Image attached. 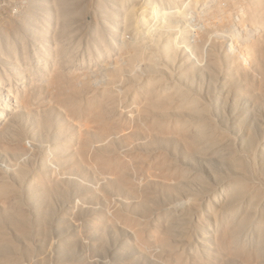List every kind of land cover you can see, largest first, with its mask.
<instances>
[{
	"label": "rangeland",
	"instance_id": "374dc122",
	"mask_svg": "<svg viewBox=\"0 0 264 264\" xmlns=\"http://www.w3.org/2000/svg\"><path fill=\"white\" fill-rule=\"evenodd\" d=\"M46 1L43 2L45 5L37 8L36 0H0V28L6 23V27H3L5 29L1 28L0 31L2 32L0 44L4 41H13L15 45L19 38L26 36L21 28L13 27L11 22L16 26L21 18L26 17L27 19V15L31 14L34 18H38L36 19L38 21H35L37 27L44 30L48 39L44 40V44H48L43 45V48L38 44V49L39 51L42 49V54L41 51L39 55L36 54L38 60L42 59L40 67L43 66L37 69L34 67L35 63L31 61L33 68L37 69L31 68V70L34 74L38 73L36 74L38 77L34 76L37 78L33 80V88L30 84L27 85L26 79H23L24 82L17 81L20 77L19 73L14 75L6 70V67L4 71L0 65V72H6V76L12 74L11 80H7L8 83L12 81L13 85L19 82L18 86L16 84L17 88L21 87L20 91L25 90L24 92L27 93L34 89L28 93V96L29 94L34 96L31 97V101L34 99L33 103L37 102L35 105H39V102L43 100L38 106L43 108H41L42 111L40 109L41 112L39 109L32 113L26 110L15 112L12 120L6 121V127H0V251L4 250L0 252V264H10L3 259L9 258L10 262L11 256H13L11 257L13 264H264V240L261 237L262 229H260L261 222L264 221V0H128L125 6H122L121 1L118 0H82L86 1L84 3L80 0L74 2L72 0ZM70 1L73 2L71 7ZM64 3H67L65 10L68 9L66 11L72 14L71 16L66 11L63 16L60 15L61 12H57L60 7L64 8ZM74 5L75 9L81 11L84 8L85 12L82 10L81 15L74 11L71 12ZM45 7H51V10L46 11ZM43 10L49 15L44 16ZM58 13L60 16L55 15ZM47 15L51 16L49 17L51 19L54 18V21ZM56 16H58L57 19ZM68 17H73L76 21L80 17L78 20L80 23L73 18L69 20ZM64 21H70V23L67 22L69 24L65 25ZM124 21L127 23L125 26ZM45 22L48 27L44 25ZM61 23L63 28H61ZM50 26H52L51 30ZM13 28L16 29V33L15 29L14 32L12 31ZM4 30L8 34H5ZM16 35L18 39L15 40ZM157 36L158 40L159 37L161 38L159 41L156 40ZM156 44H160L158 46L162 48L158 49ZM130 47H132L131 50ZM17 48L16 46L15 49ZM136 49L142 54L140 58L132 59ZM155 49L159 52H155ZM32 50L34 53V49ZM122 50L126 52L123 53ZM43 54L46 55L44 58H42ZM57 57H61V61L65 63L59 62L60 59ZM36 58L33 61L38 62ZM52 61L59 63L60 66L55 63L58 65L56 66ZM66 61L71 62L68 64L69 67ZM152 61L157 64H153ZM45 62L47 65L44 64ZM62 66L67 69V72L66 69L62 71L64 69L60 68ZM55 68H57L56 71ZM59 69L65 73L69 71L67 77L70 80L67 79L74 81L67 82L63 89L69 86L71 89L74 83L75 89H71V92L76 91L75 94H77L82 91L81 95L80 92L78 93V99H75L80 102L77 103L78 109L76 107L74 110L71 109L72 113L65 106L60 107L62 104L60 99H58L60 104L54 102L58 98L55 97L58 90L53 91L52 89L51 92V88H48L51 76H55ZM78 69L84 71H78ZM71 73L73 77L70 76ZM139 76L140 83L138 84ZM144 76L146 78L149 76L148 80ZM118 77L120 80L115 81ZM153 77L154 80H152ZM155 77L158 79L156 80ZM159 79L166 80V85H161ZM35 80H38V86ZM150 80L152 83L153 81L160 83L152 85L156 90L158 86L159 95L153 87V89L149 88L151 87ZM81 81H84L83 85L87 83L83 88ZM142 82L147 84L142 85ZM104 87L107 92L103 90ZM159 87H162L161 91ZM143 89L149 93L154 91L155 95L150 96L151 94ZM149 89L152 91L150 92ZM68 91L65 90L66 93ZM115 91L118 93L116 94ZM176 91L183 92L187 98L182 93L180 95L186 100L183 101L182 97L177 96ZM193 92L195 94H192ZM53 93L56 94L52 97ZM102 93L109 95L108 97L112 99L115 97L114 99L118 102L115 100L113 102L111 99L112 102H108L109 99L106 100L103 96L108 97ZM75 94L73 96H76ZM36 95H41V97L37 96L40 99ZM94 95L98 96L97 99L103 98H100L102 102L107 101L103 106H107L105 109L109 108V111L106 112L103 108L104 113L100 114L101 119L88 110L90 116L87 109L83 108L88 106L91 100L97 101ZM135 96L140 98L137 99ZM190 98H194L191 102L198 100L200 103H194L195 107L193 104L189 106ZM153 101L155 104L152 103ZM185 101L190 103H187L189 109L184 104ZM46 102L53 107L47 113L43 112L47 106ZM156 104L158 105L154 106ZM181 104L187 107L186 113L182 111L185 108ZM198 104L200 107L204 105L199 109V106L196 107ZM149 105L156 108L151 106L152 109ZM178 105L183 106L182 109L178 108ZM204 106L207 108V113H204ZM81 107L84 110L81 111ZM159 107L163 110H156L160 109ZM115 108L119 112L115 113ZM190 109H193L195 114L193 110L189 111ZM199 110L203 113H199ZM156 111L161 114L157 115ZM75 112L77 115L74 114ZM69 113L72 114L70 117ZM45 116L48 117V122L44 121ZM155 116L157 120L154 119ZM194 116L197 117L194 118ZM88 117L92 123L89 122ZM108 117L109 121L111 118L115 119V121L114 119L110 121L113 125L112 129ZM178 117L181 118V122H187V126L189 119H192L190 120L192 123L189 121L190 124H195L192 128H186L187 133L193 130L197 132L196 129L200 127L197 133L200 132V136L203 137H200L201 141L198 139L196 146H203L196 147L194 144L193 148H191L192 145L189 146V140L186 141L187 137H183L185 132L182 133L186 126L183 125L184 128L181 131L182 125L179 127L180 124H177L180 122H178ZM74 118L78 119V125ZM51 120V124H48ZM204 120L207 121L206 123L212 121L213 128L216 126V132L215 128L212 129L214 131L212 133L211 128L208 131V128L204 126L206 134L201 125V123L205 124ZM86 121L85 129L83 123ZM96 121L101 125L103 123L102 126L105 128L108 125L109 130L107 131L106 128L105 131L99 123L98 127L97 123L94 126ZM160 122L164 126L169 123L170 125L167 126L170 129L174 128L172 130L163 128V131L164 129L169 130L163 132L162 128L161 130L159 128L164 127ZM176 126L179 127L181 133L177 132L179 130H176ZM21 132L23 138L20 139ZM14 134L16 137H12ZM13 142L16 145L19 142L18 147ZM91 154H94V157ZM109 155L111 159L108 158ZM97 156H101V159H97ZM164 158L165 161H163ZM243 164L245 167L242 166ZM260 174L262 176L259 177ZM234 181L235 183L247 182L248 186L245 188L247 186L243 183V189L246 191H243L245 194L238 202L233 200L232 194L233 197L230 196V193H233L231 189L234 188ZM250 184L252 188H249ZM256 192L259 197L254 194ZM258 200L262 201H260L261 205ZM252 210L255 213L252 214ZM227 214H229L228 218ZM246 215H250L247 220ZM235 217L239 220L236 221ZM21 220L25 224H22ZM245 224L248 226L245 227ZM251 224L253 226H250ZM241 226L243 228H240ZM26 229L30 230L29 233ZM237 229L239 233H242L240 239H242L241 244L244 241V246H240L241 248L238 246V254L236 252L234 254L231 251L232 239ZM6 249L10 252L13 249L12 254L9 251L6 253ZM2 253L6 256L4 257ZM7 254H9L8 257Z\"/></svg>",
	"mask_w": 264,
	"mask_h": 264
},
{
	"label": "bare ground",
	"instance_id": "6f19581e",
	"mask_svg": "<svg viewBox=\"0 0 264 264\" xmlns=\"http://www.w3.org/2000/svg\"><path fill=\"white\" fill-rule=\"evenodd\" d=\"M36 1L38 2V7H37V8H41V5H43L45 2H47L46 0H45V1H44V0H36ZM68 1H69V0H68ZM72 1L74 2L75 0H72ZM72 1H70V7H71V4L73 3ZM77 1H78V0H77ZM80 1H82V0H80ZM116 1H117V0H116ZM118 1H121L120 3L122 4V6H125V5L127 4V2H128V0H118ZM43 2H44V3H43ZM49 2H50V1H49ZM52 2H53V1H52ZM52 2H51V3H52ZM82 2H83V1H82ZM82 2H81V3H82ZM84 2H86V1H84ZM84 2H83V3H84ZM66 4H67V3H64V4H63V5H64V8H63V7H60V8L58 7L59 10L56 9V11L58 10L57 12H59V13L61 12V13H60L61 16H63V14L65 13V11L68 10V9L65 10ZM74 4H75V3H74ZM78 4H79V3H78ZM44 5H45V4H44ZM50 5H51V4H49V6H50ZM68 5H69V4H68ZM76 5H77V3H76ZM119 5H120V4H119ZM80 6H81V5H80ZM84 6H85V4H84ZM84 6H83V7H84ZM120 6H121V5H120ZM46 7H47V6H46ZM46 7H45V8H46ZM70 7H69V8H70ZM75 7H76L75 5H74V7H72L73 10H71V12L74 11V13L76 12V14H78V13L80 14V12H81L82 10L84 11V8H83V7H82V8H83L82 10L79 8L81 11L75 9ZM85 7H86V6H85ZM87 7H88V6H87ZM45 8H42V9H45ZM50 8H51V7H50ZM50 8L48 7V8H46L45 10L47 11V10L50 9ZM67 8H68V7H67ZM123 8H125V7H123ZM50 10H51V9H50ZM41 11H42V10H41ZM43 11H44V10H43ZM46 11L42 12V13H45L44 16H46V14H48ZM90 11H92V10H90ZM51 12H52V11H51ZM51 12H50V13H51ZM84 12H85V11H84ZM37 13L39 14V12H37ZM55 13H56V12H55ZM59 13H58V14H55V15L60 16ZM66 13H67V11H66ZM69 13H70V11H69ZM38 14H37V15H38ZM67 14H68V13H67ZM67 14H65L66 17H67ZM79 14H78V15H79ZM81 14H82V13H81ZM81 14H80V15H81ZM128 14H129V13H128ZM48 15H49V14H48ZM48 15H47V17H48ZM68 15H70V14H68ZM71 15H72V14H71ZM71 15H70V16H71ZM116 15H117V14H116ZM27 16H28V17H27L28 20L26 19V17L24 18L25 20L21 18L22 21L20 20L19 24H17L16 26H15V23L11 22V25H14L13 27L18 28V29L21 28V29L26 33V36L22 37L21 39L19 38V40H17L18 42H16L15 45L13 44V41H12V42H7V41L5 42V41H4V43L2 42V44H0V63H1L0 65H2L1 67H2V69H4V71L8 70L9 72H11V73L14 74V75H17V74L19 73L20 77H23V76L26 77V78H20V77H18V78H17V81H20V82H21V81H23V79H26L25 82H27V85L29 86V84H30V85H31L30 87L33 88V86H34V81H33V80H34L35 78L38 77V75H36V74H38V73H36V71H35L36 74H34V71H32L31 68H32L33 70H37L38 68H41V67L43 66V65H42V66L40 67V63L42 64V59H39V60H38V56H37V55L40 54L39 52L42 50V49H40V51H39V49H38V44H39V47L42 45L41 48H43V45L45 46L46 44H48V43H46V42H45L46 44H44V40L47 41L48 39H47V36L45 35V33L43 32L44 30H43V29L40 30V28L37 27V23H36L35 21H38V20H36V19H38V18H36V17L34 18L32 14L30 15V16H32V17H30L29 15H27ZM35 16H36V15H35ZM58 16H56V19H57ZM82 16H83V15H82ZM108 16H110V14H109ZM113 16H115V15H113ZM42 17H43V16H42ZM49 17H51V16H49ZM49 17H48V18H49ZM73 17L76 18L77 16H73ZM73 17H70V18H73ZM126 17H127V16H126ZM126 17H124V18H126ZM6 18H7V17H6ZM44 18H45V17H44ZM61 18H62V17H61ZM61 18H60V19H61ZM68 18H69V17H68ZM70 18H69V20H70ZM127 18H128V17H127ZM41 19H42V18H41ZM49 19H51V18H49ZM49 19H48V22H49ZM53 19H54V18H53ZM53 19H51V20H53ZM65 19H66V18H65ZM65 19H64V20H65ZM73 19H74V18H73ZM77 19H78V18H77ZM118 19H119V18H118ZM9 20H10V19H9ZM30 20H32V21H30ZM74 20H75V19H74ZM74 20H73V21H74ZM78 20H80V17H79ZM78 20H77V21L75 20V21L78 23V22H79ZM82 20H83V19H82ZM124 20L126 21V19H124ZM5 21L8 23L7 20H5ZM12 21H13V20H12ZM40 21H41V20H40ZM42 21H43V20H42ZM45 21H46V20H45ZM53 21H54V20H53ZM59 21H61V20H59ZM59 21H56V22L59 23ZM62 21H63V20H62ZM62 21H61V22H62ZM73 21H72V22H73ZM125 21H124V26L127 24V23H125ZM1 22H2V21H1ZM64 22H65V21H64ZM67 22L70 23V21H67ZM67 22H65V25H66ZM2 23H3V22H2ZM4 23H5V22H4ZM12 23H13V24H12ZM17 23H18V22H17ZM38 23H39V22H38ZM51 23H53V22H51ZM51 23H49V24L51 25ZM69 23H67V24H69ZM79 23H80V22H79ZM8 24L10 25V23H8ZM46 24H47V23L45 22L44 25L47 26L48 24H47V25H46ZM81 24H82V23H81ZM119 24H120V23H119ZM39 25H40V24H39ZM41 25H42V24H41ZM44 25H43V26H44ZM55 25H56V24H55ZM129 25H130V24H129ZM0 26H1V25H0ZM4 26L6 27V23H5ZM4 26H3V27H4ZM43 26H42V28H43ZM45 26H44V28H46ZM52 26H53V25H52ZM52 26L49 27L50 30H51V27H52ZM122 26H123V25H122ZM3 27H1V28H2V29H5V28H3ZM40 27H41V26H40ZM47 27H48V26H47ZM54 27H55V26H54ZM58 27H59V25H58ZM58 27L56 26L55 28H58ZM63 27H64V26H62V23H61V28H63ZM65 27H67V26H65ZM69 27H70V26H69ZM129 27H130V26H129ZM129 27H128V28H129ZM1 28H0V31L2 30ZM15 28H13L12 31H13ZM61 28H60V29H61ZM130 28H131V27H130ZM18 29H17V31H18ZM52 29H53V28H52ZM68 29H69V28H68ZM6 30H7V29H6ZM45 30H46V29H45ZM55 30H57V29H55ZM66 30H67V28H66ZM114 30H116V29H114ZM127 30H128V29H127ZM4 31H5V30H4ZM14 31H15V33H16V29H15ZM14 31H13V32H14ZM47 31H49V29H48ZM52 31H53V30H52ZM57 31H58V30H57ZM59 31H60V30H59ZM124 31H125V30H124ZM55 32H56V31H55ZM63 32H64V31H63ZM126 32H127V31H126ZM130 32H132V31H130ZM133 32H134V31H133ZM6 33H7V31H5V34H6ZM50 33H51V32H50ZM58 33H59V32H58ZM58 33H57V34H58ZM61 33H62V32H61ZM117 33H118V32H117ZM134 33H135V32H134ZM1 34H2V32H0V35H1ZM5 34L3 33L4 36H5ZM7 34H8V33H7ZM23 34H24V33H23ZM47 34H48V32H47ZM126 34H127V33H126ZM62 35H63V33H62ZM113 35H114V34H113ZM115 35H116V34H115ZM128 35H129V34H128ZM131 35H132V34H131ZM49 36H50V35H49ZM55 36H56V35H55ZM55 36H54V37H55ZM129 36H130V35H129ZM152 36H153V35H152ZM0 37H1V36H0ZM18 37H19V36H18ZM54 37H53V39H54ZM57 37H59V36L57 35ZM57 37H56V40H57ZM44 38H45V39H44ZM61 38H62V37H60V39H61ZM141 38H142V37H141ZM3 39H4V38H3ZM3 39H2V40H3ZM16 39H18V38H17V35H16V37H15V40H16ZM130 39H131V37H130ZM132 39H133V38H132ZM134 39H137V38H134ZM154 39H155V38H154ZM154 39H153V40H154ZM160 39H161V38L159 37V40H160ZM56 40H54V41H55V44H57V43H56ZM156 40H158V36H157V39H156ZM159 40H158V41H159ZM61 41H63V40H61ZM124 41H125V40H124ZM128 41H129V40H128ZM133 41H134V40H133ZM136 41H137V40H136ZM138 41H139V40H138ZM149 41H150V40H149ZM57 42H58V41H57ZM140 42H141V41H140ZM17 43H18V44H17ZM30 43H31V44H30ZM59 43H60V41H59ZM65 43H66V42H65ZM126 43H127V42H126ZM131 43H132V42H131ZM159 43H160V42H159ZM161 43H162V42H161ZM60 44H61V43H60ZM66 44H68V43H66ZM128 44H129V43H128ZM50 45H51V44H50ZM50 45H48V47H49ZM53 45H54V44H53ZM64 45H65V44H64ZM123 45H126V44L123 43ZM129 45H130V44H129ZM131 45H132V44H131ZM152 45H153V44H152ZM152 45H150V46H152ZM156 45H157V44H156ZM158 45H160V44H158ZM158 45H157V46H158ZM166 45H167V44H166ZM16 46L18 47L17 49H15ZM31 46H32V48H30ZM55 46H56V45H55ZM127 46H128V45H127ZM127 46H126V47H127ZM134 46H135V45H134ZM157 46H155V48H156ZM161 46H162V44H161ZM33 47H34V48H33ZM35 47H36V48H35ZM52 47H53V46H52ZM57 47H58V46H57ZM62 47H63V46H61V48H62ZM137 47H138V46H137ZM165 47H166V46H165ZM165 47H164V48H165ZM61 48H59V49L61 50ZM124 48H125V47H124ZM131 48H132V47H130L129 49L131 50ZM135 48H136V46H135ZM161 48H162V47H161ZM161 48H159V46H158V49H161ZM32 49H34V53H35V54L32 53V51H33ZM46 49H47V48H46ZM46 49H44V51H45ZM65 49H67V48H65ZM122 49H123V48H122ZM127 49H128V48H127ZM127 49H126V50H127ZM156 49H157V48H156ZM156 49H155V52H159V51H156ZM167 49H168V48H167ZM54 50H55V49H54ZM67 50H68V49H67ZM162 50H163V49H162ZM162 50H160V51H162ZM61 51H62V50H61ZM61 51H60V53L62 54ZM65 51H66V50H65ZM122 51H123V53H124L125 50H122ZM132 51H134V50H132ZM153 51H154V50H153ZM163 51H165V50H163ZM163 51H162V52H163ZM166 51H167V50H166ZM168 51H169V50H168ZM168 51H167V52H168ZM47 52H48V51H47ZM47 52H46V53H47ZM120 52H121V51H120ZM125 52H126V51H125ZM127 52H128V51H127ZM37 53H38V54H37ZM132 53H133V52H132ZM132 53H129V54L131 55ZM164 53H165V52H164ZM164 53H163V54H164ZM36 54H37V55H36ZM41 54H42V51H41ZM50 54H51V53H50ZM126 54H127V53H126ZM141 54H142V52H141ZM141 54H140V51H138V50L136 49V51H135V53H134V55H133V58H132V57H131V58H132V59L140 58ZM156 54H158V53H156ZM166 54H167V53H166ZM120 55L122 56V54H120ZM120 55H119V56H120ZM124 55H125V54H124ZM124 55H123V57H124ZM152 55H153V53H152ZM160 55H161V53H160ZM160 55H159V56H160ZM170 55H171V53H170ZM40 56H42V55H40ZM44 56H46V55L43 54V57H42V58H44ZM59 56H60V55H59ZM126 56H128V55H126ZM167 56H168V55H167ZM35 57H37L36 59L38 60V62L33 61V60H35ZM155 57H157V56H155ZM170 57H171V56H170ZM39 58H41V57H39ZM48 58H49V57H48ZM55 58H56V57H55ZM57 58H59V57H57ZM64 58H65V57H64ZM128 58H130V57H128ZM128 58H127V59H128ZM149 58H150V57H149ZM159 58H160V57H159ZM163 58H164V57H163ZM163 58H162V59H163ZM50 59L52 60V58H50ZM59 59H60V61H59L58 59H56V60H58L59 62H63V63H65L64 61H61V57H60ZM125 59H126V58H125ZM132 59H131V60H132ZM142 59H143V58H142ZM155 59H156V58H155ZM157 59H158V58H157ZM162 59H159V60H162ZM40 60H41V62H39ZM43 60H44V59H43ZM62 60H63V56H62ZM151 60H152V59H151ZM159 60H157V62H158ZM31 61L35 63L34 67H36L37 69L33 68V66L31 65V63H32ZM45 61H46V59H45ZM115 61H116V60H115ZM123 61H124V60H123ZM132 61H133V60H132ZM135 61H137V60H135ZM142 61H143V60H142ZM43 62H44V61H43ZM48 62H49V60H48ZM48 62H47V63H48ZM53 62H54V61H52V63H53ZM66 62H67V61H66ZM125 62H126V61H125ZM128 62H130V61H128ZM138 62H139V61H138ZM143 62H144V61H143ZM152 62H153V61H152ZM152 62H151V63H152ZM161 62H162V61H160V63H161ZM55 63L59 65V63H57V62H54L53 64H55ZM69 63H71V62H69ZM69 63L67 62V67H69V66H68ZM115 63H116V62H115ZM123 63H124V62H123ZM155 63H156V62H155ZM155 63L153 62V64H155ZM160 63H159V64H160ZM163 63H164V62H163ZM32 64H33V63H32ZM44 64L47 65L46 62H45ZM53 64H52V65H53ZM56 64H55V65H56ZM60 64H61V63H60ZM124 64H125V63H124ZM137 64H138V63H137ZM148 64H149V63H148ZM156 64H157V63H156ZM49 65H50V63H49ZM58 65H56V66H58ZM121 65H122V64H121ZM121 65H120V66H121ZM129 65H130V64H129ZM149 65H150V64H149ZM59 66H60V65H59ZM63 66H64V65H63ZM63 66L60 67V68H64V69H62V71L66 69V68L63 67ZM160 66H161V65H160ZM5 67H6V70H5ZM46 67H47V66H46ZM124 67H125V66H124ZM129 67H130V66H129ZM161 67H162V66H161ZM164 67H165V66H164ZM164 67H163V68H164ZM49 68H50V67H48V69H49ZM153 68H154V67H153ZM157 68H160V67H157ZM56 69H57V68H55V71H56ZM114 69H115V68H114ZM123 69H124V68H123ZM0 70H1V69H0ZM39 70H40V69H39ZM39 70H38V71H39ZM45 70H47V68H46ZM53 70H54V69H53ZM59 70H60V72H59ZM59 70H57L58 73H55V76H51L52 79H51L50 82H49V80L47 79L48 82L50 83V87L47 86L48 88H51L50 91L52 92V89H53V91H54V90H58V94H57L56 96L54 95V94H56V93L51 94V96L54 95L55 97H58L57 100H55L56 98L54 97V98H55V99H54L55 101H54V100H53V101H54L55 103L57 102V103H59V104H60V102H61V103H62V104H60L61 106H60L59 104H58V105H59L60 107L65 106V108H67L68 111L71 110V109L74 110L75 107L78 109V107H77V106H78L77 103L79 102V100H78V102H77V100H75V99H76V98L78 99L77 96H78V93H79L80 91H79L77 94H75V93H76L75 90H74L75 93H72V92H71V89H75V88H74V83H72L73 85H72V84H69V85H72L71 89H70V86H69V88H68V87H67V88L65 87V89H63V87L67 85V82H74V81H72V80L69 81L70 79L67 77V76H68L67 74H69V71H68V73H65V72H61V69H59ZM82 70H83V69H82ZM82 70H79V69H78V71H82ZM86 70H87V69H86ZM86 70H85V71H86ZM93 70H94V69H93ZM98 70H100V69H98ZM109 70H110V69H109ZM115 70H116V69H115ZM118 70H119V69H118ZM125 70H126V69H125ZM4 71H3V72H4ZM29 71H30V72H29ZM31 71H32L33 73H32ZM48 71H49V70H47V72H48ZM70 71H72V70H70ZM74 71H76V70H74ZM78 71H77V72H78ZM83 71H84V70H83ZM88 71H89V70H88ZM95 71H96V70H95ZM101 71H102V70H101ZM101 71H100V72H101ZM127 71H128V70H127ZM145 71H146V70H145ZM147 71H149V69H148ZM152 71H154V70L152 69ZM9 72H8V73H9ZM43 72H44V71H43ZM66 72H67V69H66ZM117 72H118V71H117ZM128 72H129V71H128ZM132 72H133V71H132ZM134 72H135V71H134ZM155 72H156V71H155ZM4 73H5V74H4ZM4 73H2V71L0 72V127H1V128H2V127H3V128L6 127V121H7V120H10V119L12 120V118H13L15 112H19V111L23 112V110H26V112L28 111V112L32 113L33 111L35 112V111L38 110V109H39V111H40V109H41L42 107L39 108L38 106H39L40 103L43 101V100H42V101L40 100L41 102H39V105H35L37 102H36V103H35V102L33 103V101H35L34 99H33V101H31V97H32L33 95L31 96V94H29V96H28V93H31V91L34 90V89H31V91L29 90L30 92H28V93H27V92H24L25 90L20 91V88H21V87H20V88H17V86L19 85V84H18L19 82H16L17 86H16V84H13V85H12V84H11L12 81L8 83V81L11 80L10 76H11L12 74H11V75L9 74L10 76L7 75V76H8V77H7V76H6L7 73H6V72H4ZM40 73H41V70H40ZM52 73H53V72H52ZM52 73H49V74L53 75ZM72 73H73V72H72ZM72 73H71L70 76L73 75ZM82 73H83V72H82ZM101 73H102V72H101ZM109 73H110V72H109ZM112 73H113V72H112ZM114 73H115V72H114ZM120 73H121V71H120ZM153 73H154V72H153ZM159 73H161V72H159ZM44 74L46 75V73H44ZM65 74H66V75H65ZM97 74H98V73H97ZM97 74H96V75H97ZM107 74H108V73H107ZM118 74H119V72H118ZM154 74H155V73H154ZM154 74H153V76H154ZM157 74H158V73H157ZM157 74H156V75H157ZM45 75H43V77H44ZM80 75H81V74H80ZM87 75H89V74H87ZM93 75H95V74H93ZM109 75H110V74H109ZM135 75H137V74H135ZM148 75H149V74H148ZM151 75H152V74H151ZM151 75H150V76H151ZM156 75H155V76H156ZM34 76H37V77L34 78ZM49 76H50V75H49ZM77 76H78V75H77ZM97 76H99V75H97ZM119 76H120V75H119ZM128 76H129V75H128ZM141 76H142V75H141ZM160 76H161V75L159 74V77H160ZM6 77H7V78H6ZM51 77H50V78H51ZM72 77H73V76H72ZM87 77H88V76H87ZM89 77H91V76H89ZM102 77H103V76H102ZM111 77H112V76H111ZM111 77H110V78H111ZM114 77H115V75H114ZM132 77H133V75H132ZM132 77H131V78H132ZM136 77H138V76H136ZM144 77H145V76H144ZM144 77H143V78H144ZM146 77H147V75H146ZM146 77H145V78H146ZM162 77H163V76H162ZM15 78H16V77H15ZM15 78H14V79H15ZM44 78H45V77H44ZM46 78H47V76H46ZM67 78H68L69 80H68ZM74 78L76 79L75 76H74ZM131 78H130V79H131ZM145 78H144V80H145ZM148 78H149V76H148ZM148 78H146V79L148 80ZM151 78H152V76H151ZM155 78H156V77H155ZM8 79H9V80H8ZM14 79H13V80H14ZM41 79H42V76H41ZM72 79H73V78H72ZM82 79H83V78H82ZM87 79H88V78H87ZM93 79H94V78H93ZM112 79H113V77H112ZM116 79H119V77H118V78H115V81H116ZM121 79H122V77H121ZM141 79H142V78H141ZM157 79H158V77L156 78V80H157ZM7 80H8V81H7ZM47 80L45 79L46 82H47ZM76 80H77V79H76ZM79 80H80V79H79ZM88 80H89V79H88ZM96 80H97V79H96ZM96 80H95V81H96ZM100 80H101V79H100ZM119 80H120V79H119ZM122 80H123V79H122ZM134 80H136V79H134ZM137 80H138V79H137ZM142 80H143V79H142ZM152 80H154V77H153ZM152 80H150L149 82H151ZM159 80H160V79H159ZM159 80H158V81H159ZM6 81H7V82H6ZM14 81H15V80H14ZM35 81H36V80H35ZM40 81H41V80H40ZM42 81H43V80H42ZM42 81H41V82H42ZM77 81H78V80H77ZM90 81H91V80H90ZM90 81H88V82H90ZM93 81H94V80H93ZM109 81H110V80H109ZM123 81H124V80H123ZM130 81H131V80H130ZM130 81H128V83H129ZM160 81H161V85H163V84L166 85V82H165L166 80L164 81V80L161 79ZM163 81H164V82H163ZM23 82H24V81H23ZM37 82H38V80L35 82L36 85H37ZM81 82H82V81H81ZM83 82H84V81H83ZM83 82H82V85H81L82 88L84 87L85 84H87V83L85 82L84 85H83ZM91 82H92V81H91ZM111 82H113V81L111 80ZM136 82H138V81H136ZM146 82H147V81H146ZM146 82H145V84H147ZM155 82H156V81H155ZM155 82L153 81V83H152V82L150 83V85H151V87H149L150 89L153 87L152 85L155 86V85H159V84H160V83L157 84V83H155ZM162 82H163V83H162ZM167 82H168V81H167ZM12 83H13V82H12ZM39 83H40V82H39ZM49 83H48V84H49ZM106 83H107V81H106ZM114 83H115V82H114ZM120 83H121V82H120ZM130 83H131V82H130ZM132 83H133V82H132ZM139 83H140V76H139V82H138V84H139ZM142 83H143V82H142ZM154 83H155V84H154ZM32 84H33V85H32ZM43 84H44V83H43ZM48 84H47V85H48ZM90 84H91V83H90ZM92 84H93V83H92ZM95 84H96V83H95ZM133 84H134V83H133ZM145 84L143 83L142 85H145ZM168 84H169V83H168ZM14 85H15V86H14ZM21 85H22V83H21ZM21 85H20V86H21ZM36 85H35V86H36ZM41 85H42V84H41ZM120 85H123V84H120ZM130 85H131V84H130ZM135 85H136V84H135ZM135 85H134V87H135ZM150 85H149V86H150ZM175 85H176V84H175ZM25 86H26V84H25ZM37 86H38V85H37ZM44 86H45V84H44ZM51 86H52V87H51ZM97 86H98V85H97ZM103 86H104V85H103ZM113 86H114V85H113ZM127 86H129V85H127ZM131 86H132V85H131ZM140 86H141V85H140ZM140 86H139V87H140ZM147 86H148V85H147ZM171 86H172V85H171ZM23 87H24V86H23ZM42 87H43V85L41 86V88H42ZM47 87H46V88H47ZM77 87H78V86L76 85V88H77ZM87 87H88V86H87ZM90 87H91V86H90ZM98 87H99V86H98ZM106 87H107V86H106ZM134 87H133V88H134ZM139 87H138V88H139ZM141 87H143V86H141ZM164 87H165V86H164ZM167 87H168V85L165 87V89H166ZM185 87H186V86H185ZM185 87H184V89H185ZM34 88H35V87H34ZM39 88H40V87H39ZM39 88H38V89H39ZM41 88H40V89H41ZM48 88H47V89H48ZM95 88H97V87H95ZM109 88H110V86H109ZM127 88H129V87H127ZM133 88H132V89H133ZM153 88H154V87H153ZM153 88H152V89H153ZM161 88H162V87H159V91H161V90H160ZM174 88H175V87H174ZM177 88H178V87H177ZM186 88H187V87H186ZM188 88H189V87H188ZM22 89H23V88H22ZM24 89H26V88H24ZM42 89L44 90V87H43ZM62 89L64 90V92H63ZM67 89H69L70 91H68ZM78 89H79V88H78ZM78 89H77V91H78ZM86 89H87V88H86ZM88 89L90 90V88H88ZM100 89H101V87H100ZM105 89H106V88L104 87L103 90H105ZM132 89H130V90H132ZM150 89H149V91H150ZM154 89L156 90V88H154ZM169 89H170V88H169ZM181 89H182V88H181ZM181 89H180V90H181ZM65 90L68 91V93H66ZM79 90H80V89H79ZM109 90H111V89H109ZM109 90H108V91H109ZM112 90H113V89H112ZM126 90H127V89H126ZM135 90H136V88H135ZM143 90H144V89H143ZM145 90H147V87H145ZM145 90H144V91H145ZM157 90H158V86H157ZM157 90H156V91H157ZM176 90H177V89H176ZM186 90H187V92H188V89H186ZM26 91H28V90H26ZM48 91H49V90H48ZM50 91H49V92H50ZM72 91H73V90H72ZM91 91H92V90H91ZM97 91H98V90H97ZM105 91H106V90H105ZM105 91H104V92H105ZM151 91H152V90H151ZM151 91H150V92H151ZM181 91H182V90H181ZM192 91H193V89H192ZM21 92H23V93H21ZM51 92H50V93H51ZM55 92H56V91H55ZM81 92H82V91H81ZM81 92H80V95H81ZM94 92H96V91H94ZM94 92H92V93H94ZM106 92H107V91H106ZM106 92H105V93H106ZM115 92H116V94L118 93L117 91H115ZM145 92H146V93H149L148 91H145ZM152 92H153V93H152ZM152 92L149 93V94H151L150 96H152V94H154V91H152ZM163 92H164V91H163ZM179 92H180V91H179ZM187 92H185V93H187ZM189 92H190V90H189ZM69 93H70L72 96L69 95ZM84 93H88V91H87V92L84 91ZM97 93H98V92H97ZM100 93H101V92H100ZM100 93H99V94H100ZM105 93H102V94H105ZM110 93H111V91H110ZM110 93L108 92V94H110ZM126 93L128 94V92H126ZM177 93H178V91H176V94H177ZM181 93H182V95L184 94L183 92H180V93H178L177 96L182 97V95H180ZM196 93H197V92H196ZM40 94H41V93H40ZM45 94H46V93H45ZM73 94H75L76 96H73ZM99 94H98V95H99ZM102 94H101V95H102ZM133 94H134V93H133ZM136 94H138V93H136ZM156 94L159 95L158 91H157ZM192 94H195V93L193 92ZM192 94H191V96H192ZM34 95H35V94H34ZM82 95H83V94H82ZM89 95H91V94H89ZM89 95H88V96H89ZM95 95H97V94H95ZM95 95H94V97H96ZM101 95H100V96H101ZM105 95H106V97L109 96V95H107V94H105ZM111 95H112V94H111ZM124 95H125V94H124ZM129 95H130V94H129ZM138 95H139V94H138ZM154 95H155V94H154ZM184 95H185V94H184ZM37 96H38V95H36V97H37ZM39 96L41 97V95H39ZM39 96H38V97H39ZM44 96H45V95H44ZM83 96H84V95H83ZM85 96H86V95H85ZM112 96H113V95H112ZM114 96H115V94H114ZM119 96H120V95H119ZM139 96H140V95H139ZM139 96H135V97H137V99H139L142 95H141L140 97H139ZM145 96H146V97H150V96H147V95H145ZM156 96H157V95H156ZM160 96H161V95H160ZM193 96H195V95H193ZM33 97H34V96H33ZM36 97H35V99H36ZM38 97H37V98H38ZM52 97H53V96H52ZM97 97H98V96H97ZM97 97H96V99H97ZM103 97H104V99H106V100L109 99L108 102H112L111 100H113V102H114V100H115V99H114L115 97H114L113 99L110 98V97H108V98H105V96H103ZM142 97H143V96H142ZM146 97H145V98H146ZM153 97H154V96H153ZM161 97H162V96H161ZM185 97H186V95H185ZM185 97H182V98H183V101L186 100L187 97H186V98H185ZM189 97H190V96H189ZM100 98H101V97H100ZM100 98H99V99H100ZM145 98H144V99L142 98V99L145 100ZM150 98H151V97H150ZM158 98H159V97H158ZM184 98H185V99H184ZM194 98H195V97H194ZM194 98H193V99H194ZM38 99H40V98H38ZM38 99H37V100H38ZM48 99H50V97H48ZM51 99H52V98H51ZM58 99H60L61 101L59 102ZM82 99H83V98H82ZM84 99H86V98H84ZM89 99H90V97H89ZM99 99H97V101H99V102H97L95 99H94V100H91L90 103H89L90 105H89V104H88V106H87V105H86V106L83 105V106H85V107H83V108H84V109H87L86 111H87L88 113H89V111H90V112L92 111L93 113H95V114L97 115L96 117L99 116V118L101 119L102 115H100V114H103V113H104L103 108H104V110H106V112L109 111V108L105 109V107H107V106H103L104 102H107V101H103V102H102L101 99H103V98H101L100 100H99ZM110 99H111V100H110ZM154 99H155V98H154ZM193 99L190 98V99H189V102H191ZM197 99H198V98H197ZM120 100H121V99H120ZM140 100H141V99H140ZM149 100H150V99H149ZM152 100H153V99H152ZM158 100H159V99H158ZM160 100H161V99H160ZM160 100H159V101H160ZM47 101H48V100H47ZM83 101H84V100H83ZM88 101H89V100H88ZM115 101L118 102L117 99H116ZM141 101H142V100H141ZM145 101H146V100H145ZM150 101H151V100H150ZM150 101H149V102H150ZM178 101H179V100H178ZM193 101H194V100H193ZM195 101H196V98H195ZM54 102H53V104H54ZM81 102H82V101H81ZM101 102H102V103H101ZM116 102H115V103H116ZM163 102H164V101H163ZM189 102H186V101H185L184 104H186V106L188 107L187 103H189ZM197 102H198V100H197ZM197 102H191V104L189 103V104H190L189 106H191L192 104H193V106H194V103L196 104ZM44 103H45V102H44ZM44 103H43V104H44ZM57 103H56V104H57ZM79 103H80V102H79ZM82 103L84 104L85 101L82 102ZM100 103H101L102 105H101ZM152 103H154V101H153ZM156 103H157V102H156ZM182 103H183V102H182ZM198 103H200V102H198ZM46 104H47V102H46ZM105 104H106V103H105ZM105 104H104V105H105ZM110 104H111V103H110ZM110 104H109V105H110ZM112 104H113V103H112ZM116 104L118 105V103H116ZM147 104H149V103H147ZM154 104H155V103H154ZM161 104H163V103L161 102ZM165 104H167V103H165ZM184 104H181V105L184 106V108H185L184 110L182 109L183 106H181V107L179 106L180 104L178 105V108H181L182 111H185V113H186L187 107H186ZM49 105H50V104H47L48 109H47V106L45 105L46 108L44 107L45 109H44L43 112H46V113H47L49 110L51 111V108H53V107H50ZM51 105H52V101H51ZM58 105H57V106H58ZM62 105H63V106H62ZM157 105H158V104H156V105H154V106H157ZM200 105H201V104H200ZM203 105H204V104H203ZM203 105H202V106H203ZM43 106H44V105H43ZM52 106H53V105H52ZM57 106H56V107H57ZM113 106H114V105H113ZM113 106H111V107L113 108ZM115 106H116V105H115ZM151 106H152V105H149V107H151ZM159 106H160V105H159ZM163 106H164V105H163ZM198 106H199V104H198L196 107H198ZM202 106H201V107H202ZM49 107H50V108H49ZM108 107H109V106H108ZM152 107H153V106H152ZM152 107H151V108H152ZM194 107H195V106H194ZM199 107H200V106H199ZM201 107H200L199 109H201ZM204 107H205V108H204V109H205L204 113H205L207 108H206V106H204ZM18 108H19V109H18ZM63 108H64V107H63ZM69 108H70V109H69ZM117 108H118V110H119V107H117ZM117 108H115V109H116V112H115V113L119 112V111L117 110ZM153 108H154V107H153ZM153 108H152V109H153ZM155 108H156V107H155ZM155 108H154V109H155ZM159 108H160V107H159ZM162 108H164V107H162ZM165 108H166V107H165ZM167 108H168V107H167ZM167 108H166V109H167ZM42 109H43V108H42ZM42 109H41V111H42ZM54 109H55V108H54ZM60 109H61V108H60ZM67 109H66V110H67ZM84 109H82V107H81V111L84 110ZM152 109H151V110H152ZM181 109H180V110H181ZM188 109H189V107H188ZM195 109H198V108H195ZM61 110H62V109H61ZM63 110H65V109H63ZM72 110H71V113H72ZM88 110H89V111H88ZM107 110H108V111H107ZM156 110H161V108H160V109H156ZM162 110H163V109H162ZM162 110H161V111H162ZM191 110H193V109H190L189 111H191ZM202 110H203V109H202ZM202 110H201V112L203 113ZM41 111H40V112H41ZM50 111H49V112H50ZM52 111H54V110H52ZM78 111H80V109H79ZM114 111H115V110H114ZM154 111H155V110H154ZM43 112H42V117H43ZM57 112H58V111H57ZM64 112H65V111H64ZM76 112H77V111H76ZM76 112H75L74 114L77 115ZM111 112H113V111L111 110ZM120 112H121V111H120ZM156 112H157V111H156ZM193 112H194V110H193ZM193 112H191V114H193ZM201 112H200V110H199V113H201ZM207 112H208V111H207ZM207 112H206V113H207ZM59 113H60V112H59ZM65 113H67V112H65ZM78 113H79V112H78ZM81 113H82V112H81ZM83 113H84V112H83ZM93 113H92V115H94ZM115 113H114V114H115ZM148 113H149V112H148ZM162 113H163V112H162ZM166 113H167V112H165V114H166ZM22 114H23V113H22ZM27 114H28V113H27ZM38 114H39V113H38ZM48 114H49V113H48ZM48 114H47V116L50 115V114H49V115H48ZM60 114H61V113H60ZM84 114H85V113H84ZM158 114H159V112H157V115H158ZM160 114H161V113H160ZM160 114H159V115H160ZM165 114H164V115H165ZM194 114H195V112H194ZM17 115H18V114H17ZM29 115H30V114H29ZM29 115H28V116H29ZM67 115H68V114H67ZM70 115H72V114L69 113V117H70ZM79 115H80V114H79ZM89 115H90V113H89ZM89 115H87V116H89ZM104 115H105V114H104ZM112 115H113V113H112ZM118 115H120V113H118ZM141 115H142V113H141ZM162 115H163V114H162ZM182 115H183V114H182ZM186 115H187V114H186ZM188 115H190V114L188 113ZM47 116H45V120H44L45 122H48V121H49V119H48ZM50 116H51V115H50ZM53 116H54V113H53L52 117H53ZM73 116H74V115H73ZM80 116H81V115H80ZM90 116H91V115H90ZM100 116H101V117H100ZM105 116H106V115H105ZM107 116H108V114H107ZM110 116H111V115H110ZM142 116H143V115H142ZM153 116H154V115H153ZM169 116H170V115H169ZM184 116H185V115H184ZM208 116H209V114H208ZM35 117H36V116H35ZM42 117H40V118H42ZM52 117H51V118H52ZM63 117H64V116H63ZM75 117H77V116H75ZM78 117H79V116H78ZM83 117H84V116H83ZM83 117H82V118H83ZM92 117H93V116H92ZM94 117H95V115H94ZM113 117H114V115H113ZM158 117H160V116H158ZM165 117H167V115H166ZM182 117H183V116H182ZM196 117H197V116H196ZM196 117L194 116V118H196ZM200 117H201V116H200ZM200 117H199V118H200ZM203 117H204V116H203ZM29 118H30V117H29ZM43 118H44V117H43ZM46 118H47V119H46ZM51 118H50V119H51ZM60 118H61V117H60ZM64 118H65V117H64ZM79 118H80V117H79ZM82 118H81V119H82ZM84 118H85V120H86V115H85ZM88 118H89V117H88ZM88 118H87V119H88ZM104 118H105V117L103 116L102 119L104 120ZM106 118H107V117H106ZM110 118H111V117H110ZM116 118H118V117H116ZM144 118H145V117H144ZM160 118H161V117H160ZM170 118H171V117H170ZM178 118H179V117H178ZM188 118H189V117H188ZM199 118H198V119H199ZM201 118H202V117H201ZM207 118H208V117H207ZM65 119H66V118H65ZM89 119H90V118H89ZM93 119H95V118H93ZM112 119H114V118H111V120H112ZM118 119H119V118H118ZM154 119L157 120L158 118L156 119V116H155ZM154 119H153V122L155 121ZM166 119H168V118H166ZM180 119H181V118H179V120H178V122H179V121H180V122L177 123V124H178V125L180 124L179 127H181V125H182V128H180L181 131H182V129L184 128V126H186V127L184 128L185 131L183 130V132H182V133L185 132L183 137H184V138H185V136L187 137V138H185V139H187L186 141L189 140V143H190V144H189V143H188V144H189L190 147H191V145H192L191 148H193V144L196 146L197 143H198V142H197L198 139L200 140V139L203 137V136H200V135H201L200 132L197 133V132L200 130V129H199V128H200V127H199V123L197 122V123H198V127H199V128H198L199 130L196 129L197 132H193V131H194V130H193V131H191V132L188 131V133H187V132H186V131H187L186 128H187V127H188V128H192L195 124H194V125L190 124V122L192 121V119H189V121L191 120L190 122L188 121V123H189L190 125L188 124V126H187V124H186L187 122H186V123L181 122ZM183 119H184V118H183ZM183 119H182V120H183ZM185 119H186V116H185ZM185 119H184V120H185ZM198 119H197V121H198ZM210 119H211V118H210ZM13 120H14V119H13ZM38 120H39V119H38ZM47 120H48V121H47ZM52 120H53V119H52ZM52 120H51L48 124H51ZM61 120H63V119H61ZM74 120L77 122L78 119L76 120V119L74 118ZM79 120H80V119H79ZM85 120H84V121H85ZM95 120H96V119H95ZM111 120H110V121H111ZM161 120H163V119H161ZM168 120H169V119H168ZM168 120H167V121H168ZM184 120H183V121H184ZM186 120H187V119H186ZM186 120H185V121H186ZM194 120H196V119H194ZM27 121H28V120H27ZM29 121H30V120H29ZM53 121H54V120H53ZM67 121H68V120H67ZM67 121H66V122H67ZM75 121H73V122H75ZM84 121H83V122H84ZM87 121H88V120H87ZM87 121H86V123H83V124H84V128L86 127ZM90 121H91V119L89 120V122H90ZM92 121H93V120H92ZM98 121L100 122L99 119H98ZM101 121H102V120H101ZM108 121H109V117H108ZM110 121H109V122H110ZM114 121H115V119H114ZM158 121H159V120H158ZM158 121H157V122H158ZM165 121H166V120H165ZM167 121H166V122H167ZM170 121H171V120H170ZM175 121H177V120H175ZM199 121H200V120H199ZM41 122H42V119H41ZM41 122H40V123H41ZM54 122H55V121H54ZM78 122H79V121H78ZM78 122H77V125L79 124ZM99 122H97V121H96L95 123L93 122V123H94V126H95V124L97 123L96 125H97V127H98V123H99ZM102 122H103V121H102ZM104 122H105V121H104ZM153 122H152V123H153ZM162 122H163V121H162ZM168 122H169V121H168ZM201 122H202V121H201ZM204 122H205V124H204V123H201L202 128H203L204 126H206V127L208 128V129H207L208 131H209L210 128H211V130H212V129H214V128L216 127V126L214 125L215 127L213 128V125H212L213 123H212V121H210L212 124L209 123V122L206 123L207 121H205V120H204ZM7 123H9V122H7ZM31 123H32V122H31ZM70 123H72V122H70ZM80 123H82V121H81ZM90 123H92V122H90ZM100 123H101V122H100ZM100 123H99V124H100ZM106 123H107V122H105V124H106ZM114 123H115V122H113V124H114ZM152 123H151V124H152ZM160 123H161V122H160ZM171 123H172L173 125H176V124L173 123V122H171ZM181 123H184V124H181ZM191 123H192V122H191ZM46 124H47V123H46ZM48 124H47V125H48ZM53 124H54V123H53ZM107 124H108V123H107ZM109 124H111V122H110ZM115 124H116V123H115ZM118 124H119V122H118ZM157 124H158V123H157ZM161 124L163 125V123H161ZM161 124H160V125H161ZM164 124H165V123H164ZM168 124H169V123H167V124H165V125L167 126ZM65 125H66V123H65ZM100 125H101V124H100ZM102 125H103V123H102ZM102 125H101V126H102ZM169 125H170V124H169ZM169 125H168V126H169ZM173 125H172V126H173ZM183 125H184V126H183ZM201 125H200V126H201ZM211 125H212V126H211ZM69 126H70V125H69ZM81 126H82V125H81ZM81 126H79V127H81ZM105 126H106V125H105ZM115 126H116V125H115ZM153 126H154V125H153ZM163 126H164V125H163ZM166 126H164V127H161V126H160L159 128H160V130H161V128H162L161 131H163V128H168V129H170L168 126H167V127H166ZM190 126H191V127H190ZM53 127H54V126H53ZM66 127H67V126H66ZM99 127H100V126H99ZM107 127H109V126L107 125L106 128H107ZM110 127H111V129H112V128H113V125L111 124ZM140 127H141V126H140ZM149 127H151V126H149ZM156 127H157V126H156ZM179 127L176 126V127H175L176 130H177V129L179 130ZM1 128H0V129H1ZM48 128H49V127H48ZM67 128H68V127H67ZM73 128H74V127H73ZM82 128H83V127H82ZM102 128L105 129V131H106V128H105V127L102 126ZM159 128L157 127V129H159ZM173 128H174V127H173ZM173 128L171 127L170 130H172ZM6 129H7V128H6ZM49 129H50V128H49ZM64 129H65V128H64ZM85 129H86V128H85ZM88 129H89V127H88ZM88 129H87V130H88ZM151 129H153V127H152ZM193 129H194V128H193ZM204 129H206V128L204 127V128H203V131H204ZM4 130H5V129H4ZM47 130H48V129H47ZM78 130H79V129H78ZM87 130H86V131H87ZM95 130H96V129H95ZM97 130H98V129H97ZM108 130H109V129L107 128V131H108ZM142 130H143V129H142ZM155 130H156V129H155ZM165 130H166V131H169V130H167V129H164V131H165ZM176 130H175V131H176ZM189 130H191V129H189ZM214 130H215V132H216V128H215ZM16 131H17V130H16ZM48 131H49V130H48ZM92 131H93V130H92ZM98 131H99V130H98ZM105 131H104V132H105ZM151 131H152V130H151ZM161 131H160V132H161ZM164 131H163V132H164ZM173 131H174V130H173ZM173 131H172V132H173ZM181 131L179 130V131H177V132H180V133H181ZM208 131H207V132H208ZM212 131H213V130H212ZM5 132H6V131H5ZM66 132H67V130H66ZM68 132H69V131H68ZM82 132H83V129H82ZM82 132H81V133H82ZM101 132H102V131H101ZM152 132H154V131H152ZM155 132H156V131H155ZM163 132H162V133H163ZM204 132H205V131H204ZM10 133H11V131H10ZM50 133H52V131H50ZM83 133H84V132H83ZM83 133H82V134H83ZM88 133H89V132H88ZM90 133H91V132H90ZM90 133H89V134H90ZM93 133H94V132H93ZM96 133H97V132H96ZM99 133H100V132H99ZM107 133H108V132H107ZM107 133H106V134H107ZM166 133H167V132H166ZM186 133H187V134H186ZM205 133H206V132H205ZM208 133H209V132H208ZM212 133H214V131H213ZM86 134H87V133H86ZM104 134H105V133H104ZM154 134H155V133H154ZM156 134H158V133H156ZM185 134H186V135H185ZM206 134H207V133H206ZM11 135H12V134H11ZM87 135H88V134H87ZM100 135H101V134H100ZM181 135H182V134H181ZM202 135H203V134H202ZM14 136H15V134H14L12 137H14ZM21 136H22V137H21ZM70 136H71V135H70ZM89 136H90V135H89ZM93 136H94V135H93ZM93 136H92V137H93ZM204 136H206V135H204ZM6 137H7V136H6ZM15 137H16V136H15ZM101 137H102V136H101ZM181 137H182V136H181ZM183 137H182V140L184 139ZM200 137H201V138H200ZM4 138H5V137H4ZM10 138H11V137H10ZM10 138H8V139H10ZM21 138H23L22 132H21V135H20V139H21ZM84 138H86V137H84ZM89 138H90V137H89ZM1 139H2V138H1ZM20 139H19V142H20ZM3 140H5V139H3ZM17 140H18V139H16V141H17ZM81 140H83V139H81ZM85 140H86V139H85ZM85 140H84V141H85ZM87 140H88V139H87ZM6 141H7V140H6ZM11 141H12V140H11ZM11 141H10V142H11ZM89 141H90V140H89ZM183 141H184V140H183ZM200 141H201V140H200ZM19 142H18V144H19ZM80 142H81V141H80ZM85 142L87 143L88 141H85ZM6 143H8V142H6ZM13 143L15 144V142H13ZM18 144H17V145H18ZM82 144H83V143H82ZM201 144H202V142H201ZM15 145H16V144H15ZM15 145H14V146H15ZM17 145H16V146H17ZM21 145H23V144H21ZM84 145H85V143H84ZM88 145H89V144H88ZM9 146H10V145H9ZM14 146H13V147H14ZM81 146H82V145H81ZM81 146H80V147H81ZM195 146H194V147H195ZM198 146H203V145H198ZM198 146H196V147H198ZM11 147H12V145H11ZM17 147H18V146H17ZM17 147H16V148H17ZM85 147H86V145H85ZM87 147H88V146H87ZM20 148H21V146H20ZM81 148H82V147H81ZM90 148H91V147H90ZM87 149H89V148H87ZM19 150H20V149H19ZM83 150H84V149H83ZM86 151H87V150H86ZM82 152H83V151H82ZM84 152H85V150H84ZM91 152H92V151H91ZM95 153H97V152H95ZM98 153H99V152H98ZM87 154H89V153H87ZM109 154H110V153H109ZM111 154H112V153H111ZM91 155L93 156L94 154H91ZM99 155H100V154H99ZM93 157H94V156H93ZM95 157H96V156H95ZM98 157H99V156H97V159L100 160V159H101V158H100L101 156H100L99 158H98ZM105 157H106V156H105ZM89 158L91 159V157H89ZM108 158H110V155H109ZM93 159H94V158H93ZM102 159H104V157H103ZM105 159H106V158H105ZM110 159H111V158H110ZM110 159H109V160H110ZM91 160H92V159H91ZM94 160H95V159H94ZM99 160H98V161H99ZM161 160H162V159H161ZM107 161H108V160H107ZM107 161H106V162H107ZM110 161H111V160H110ZM157 161H158V160H157ZM163 161H165V158L163 159ZM238 161H239V160H238ZM238 161H236V163H238ZM94 162H95V161H94ZM99 162H100V161H99ZM159 162H160V161H159ZM240 162H241V161H240ZM97 163H98V162H97ZM100 163L102 164V162H100ZM100 163H98V164H100ZM103 163H104V162H103ZM155 163H156V162H155ZM157 163H158V162H157ZM162 163H163V162H162ZM164 163H165V162H164ZM241 163H242V162H241ZM241 163H240V165H241ZM108 164H109V163H108ZM122 164H123V163H122ZM166 164H167V161H166ZM106 165H107V164H106ZM109 165H110V164H109ZM244 165H245V164H243L242 166H244ZM248 165H249V163H248ZM120 166H121V165H120ZM162 166H163V165H162ZM165 166H166V165H165ZM116 167H117V166H116ZM244 167H245V166H244ZM250 167H251V166H250ZM163 168H164V166H163ZM236 168H237V167H236ZM239 168H240V167H239ZM237 169H238V168H237ZM114 170H115V169H114ZM238 170H239V169H238ZM240 170H241V169H240ZM243 170H244V169H243ZM247 170H248V169H247ZM250 170H251V169H250ZM117 171H118V168H117ZM244 171H245V170H244ZM253 171H254V170H253ZM253 171H252V172H253ZM248 172H250V171L248 170ZM243 173H244V172H243ZM246 173H247V171H246ZM254 174H256V173H254ZM174 175H176V174H174ZM247 175H248V174H247ZM239 176H240V175H239ZM250 176H251V175H250ZM254 176H256V175H254ZM260 176H262V175L260 174L259 177H260ZM236 177H237V176H236ZM263 177H264V176H263ZM234 178H235V177H234ZM237 178H238V177H237ZM239 179H240V178H239ZM239 179H238V180H239ZM257 179H258V177H257ZM260 180H261V179H260ZM262 180H263V179H262ZM240 181H241V179H240ZM243 181H245V180H243ZM255 181H256V180H254V182H255ZM263 181H264V180H263ZM260 182H261V181H260ZM234 183H235V181H234ZM243 183L246 184L247 182H243ZM243 183L238 181L237 183H235V185L233 184V185H234V188L231 189V191H232L233 193H230V196H231V197L234 196L233 200L235 199L236 202H238V200H240V199L242 198V196H244V194H245V192L243 193V191H246V189H243V188H244V184H243ZM236 185H237V186H236ZM248 185H249V183H248ZM250 185H251V184H250ZM255 185H256V184H255ZM257 185H258V184H257ZM257 185H256V186H257ZM4 186H5V185H4ZM6 186H9V185L6 184ZM246 186H247V184H246ZM256 186H255V187H256ZM258 186H259V185H258ZM3 188H4V187H3ZM230 188H232V187H230ZM245 188H248V186L245 187ZM249 188H252V185H251V187H249ZM261 188H262V187H261ZM6 189H7V188H6ZM8 189H9V187H8ZM258 189H259V188H258ZM247 190H248V189H247ZM249 190H250V189H249ZM252 190H253V189H252ZM259 190H261V189H259ZM259 190H258V191H259ZM7 191H9V190H7ZM229 191H230V190H229ZM247 192H249V191H247ZM262 192H263V191H262ZM9 193H10V191H9ZM250 193H251V191H250ZM250 193H249V194H250ZM231 194H232L233 196H232ZM246 194L248 195V193H246ZM254 194H257L258 197H259L258 192L254 193ZM252 195H253V194H252ZM260 195H261V194H260ZM4 196H5V195H4ZM254 196H255V195H254ZM254 196H253V198H254ZM247 197H248V196H247ZM250 197H251V196H250ZM261 197H263V196L261 195ZM262 199H263V198H262ZM262 199H261V200H262ZM231 200H232V199H231ZM261 200H258V201H259V204H260V201H261ZM263 200H264V199H263ZM263 200H262V201H263ZM256 201H257V200H256ZM262 201H261V202H262ZM234 202H235V201H234ZM254 202H255V200H254ZM252 203H253V202H252ZM252 203H251V204H252ZM235 205H236V204H235ZM260 205H261V204H260ZM233 206H234V205H233ZM231 207H232V206H231ZM234 207H235V206H234ZM237 207H238V206H237ZM235 208H236V207H235ZM240 208H241V206H240ZM241 209H242V208H241ZM241 209H240V210H241ZM255 209H256V208H255ZM257 209H258V208H257ZM238 210H239V209H238ZM249 210H250V209H249ZM252 211H253V210H252ZM256 211H257V210H256ZM231 212H233V211H231ZM231 212H230V213H231ZM239 212H241V211H239ZM241 213H242V212H241ZM243 213H244V212H243ZM243 213H242V214H243ZM253 213H255V212L253 211L252 214H253ZM232 214H234V212H233ZM256 214H257V213H256ZM256 214H255V215H256ZM227 215H228V216H227V218H228V217H229V214H227ZM249 216H250V215H249ZM249 216L246 215V220H247V217H249ZM251 216H252V215H251ZM244 217H245V216H244ZM236 218H237V217H235V219H236ZM242 218H243V217H242ZM255 218H256V217H255ZM233 219H234V217H233ZM229 220H230V219H229ZM237 220H239V219H236V221H237ZM240 220H242V219H240ZM244 220H245V218H244ZM253 220H254V219H253ZM255 220H257V219H255ZM259 220H260V219H259ZM21 221H22V222H21ZM21 221H20V222H21L22 224H25V222H23V220H21ZM227 221H228V220H227ZM234 221H235V220H234ZM261 221H262V220H261ZM14 222H16V221H14ZM20 222H19V224H21ZM26 222H27V221H26ZM249 222H250V220H249ZM249 222H248V223H249ZM259 222H260V221H259ZM263 222H264V221H263ZM263 222H261V223H262L261 227L259 226L260 229H262V231H261L260 229H259V230L261 231V234H262L261 237H262V239L264 240V225H263ZM49 223H50V222H49ZM231 223H232V222H231ZM236 223H237V222H236ZM255 223H256V222H255ZM255 223H254V224H255ZM14 224H15V223H14ZM27 224H28V223H27ZM27 224H26V226H27ZM252 224H253V223H252ZM252 224H251L250 226H253ZM256 224H257V223H256ZM239 225H240V224H239ZM245 225H246V224H245ZM23 226H24V225H23ZM26 226H25V227H26ZM230 226H232V225H230ZM247 226H248V225H246L245 227H247ZM21 227H22V226H21ZM257 227H258V226H257ZM17 228H18V227H17ZM229 228H230V227H229ZM231 228H232V227H231ZM237 228H238V227H237ZM240 228H243V226H241ZM240 228H239V229H240ZM22 229H23V228H22ZM24 229H25V228H24ZM29 229H30V228H29ZM239 229H237V231H235V232H237V233H235V234L233 233V239H232V249H231V251H233V253L236 252V254H238V253H237V250H239L238 246H239V247H240V246H241V247L244 246V244H243L244 241H243L242 244H241L242 239H240V237H241L240 234H242V233H241V232H240V233L238 232ZM247 229H248V228H247ZM26 230H27V229H26ZM232 230H233V229H232ZM22 231H23V230H22ZM27 231H28V230H27ZM27 231H26V234H28L30 230L28 231V233H27ZM233 231H234V230H233ZM230 232H231V231H230ZM242 232H243V231H242ZM246 232H247V231H246ZM245 234H246V233H245ZM28 235H29V234H28ZM231 236H232V235H231ZM243 237H244V236H243ZM243 237H242V238H243ZM4 243H5V242H4ZM241 247H240V248H241ZM236 248H238V249H236ZM12 250H13V249H12ZM12 250H11V252H10L9 250L6 249L5 252H6V251H9V252L12 254ZM14 250H16V249H14ZM1 251H2V250H1ZM1 251H0V252H1ZM3 251H4V250H3ZM3 251H2V252H3ZM19 251H20V250H19ZM256 251H257V250H256ZM9 252H8V253H9ZM229 252H230V251H229ZM258 252H260V251H258ZM6 253H7V252H6ZM15 253H16V252H15ZM18 253H19V252H18ZM20 253H21V251H20ZM250 253H253V252H250ZM254 253H256V252H254ZM3 254H4V253H2V255H3ZM11 254H10V255H11ZM21 254H22V253H21ZM234 254H235V253H234ZM234 254H233V255H234ZM244 254H245V253H244ZM2 255H1V256H2ZM19 255H20V254H19ZM23 255H24V254H23ZM23 255H21V256H23ZM3 256H4V255H3ZM5 256H6V255H5ZM5 256H4V257H5ZM8 256H9V254H7V257H8ZM11 257L13 258V256H11ZM11 257H10V260H11L10 262L8 261L9 258H8V259H7V258H4L3 260H6L8 263L13 264V263H12L13 261H12ZM16 257H17V256H16ZM18 260H19V259H18ZM179 260L182 261L181 259H179ZM16 261H17V260H16ZM180 264H181V263H180ZM183 264H184V263H183Z\"/></svg>",
	"mask_w": 264,
	"mask_h": 264
}]
</instances>
